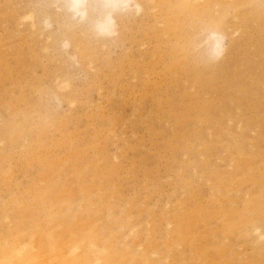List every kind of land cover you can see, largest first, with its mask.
Instances as JSON below:
<instances>
[{
  "label": "rangeland",
  "instance_id": "rangeland-1",
  "mask_svg": "<svg viewBox=\"0 0 264 264\" xmlns=\"http://www.w3.org/2000/svg\"><path fill=\"white\" fill-rule=\"evenodd\" d=\"M129 3L0 0V264H264V0Z\"/></svg>",
  "mask_w": 264,
  "mask_h": 264
},
{
  "label": "bare ground",
  "instance_id": "bare-ground-1",
  "mask_svg": "<svg viewBox=\"0 0 264 264\" xmlns=\"http://www.w3.org/2000/svg\"><path fill=\"white\" fill-rule=\"evenodd\" d=\"M131 1L132 0H50V3L53 4V6L55 4L56 8H58V10L60 11V12L59 11L58 12L61 13V15H63V17L68 18L69 22L72 25H74L76 28L79 29V32L84 33L86 31H90L94 34V36H97L98 38L103 39V40H108V39L113 38L112 36L116 33V25H117L116 17L126 8H127V10L129 9V7L131 6V4L129 2H131ZM134 5H135V9L137 8V10L140 8V6L137 3H134ZM26 16L31 17L32 14H29ZM66 22H67V19H66ZM214 34L219 35V33L216 31H214V33L212 35H214ZM217 37L218 36H216V38L212 37L213 40H212V38H209V37L206 39H210V41L208 40L209 41L208 43H210L212 45V49L214 48V52L216 51L220 55L223 52L222 46L219 43V38L221 36L219 38H217ZM222 38H224V36H222ZM45 39H49V38H45ZM66 42H68V41H65L64 43L66 44ZM220 42H221V40H220ZM62 46L65 47V45H62ZM210 52L212 53L213 50ZM65 86H66V84H65ZM46 237H49V236H46ZM23 247H28V246H23ZM77 249H76V251H77ZM71 250H73V247ZM21 251H22V249L20 250V252ZM76 251L73 250L72 251L73 254L76 253ZM16 252H19V251H16ZM61 253H63L62 250H61ZM52 254H56V252L55 253L53 252ZM50 255H51V253H50ZM53 260H56V259H53ZM51 261L48 263H51ZM95 261L97 262V260H95ZM96 262H95V264H96Z\"/></svg>",
  "mask_w": 264,
  "mask_h": 264
}]
</instances>
